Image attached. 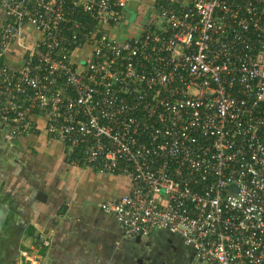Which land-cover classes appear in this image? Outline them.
Returning <instances> with one entry per match:
<instances>
[{
    "label": "built area",
    "instance_id": "built-area-1",
    "mask_svg": "<svg viewBox=\"0 0 264 264\" xmlns=\"http://www.w3.org/2000/svg\"><path fill=\"white\" fill-rule=\"evenodd\" d=\"M129 2L0 0V138L44 135L126 179L98 208L127 241L165 231L200 264H264V0H158L121 39Z\"/></svg>",
    "mask_w": 264,
    "mask_h": 264
},
{
    "label": "rangeland",
    "instance_id": "rangeland-1",
    "mask_svg": "<svg viewBox=\"0 0 264 264\" xmlns=\"http://www.w3.org/2000/svg\"><path fill=\"white\" fill-rule=\"evenodd\" d=\"M25 142L9 151L0 145V168H40L33 198L40 208L33 212L23 209L24 222H33L34 227L21 223L1 239L0 264H200L178 235L164 232L157 238L125 240L118 227L104 221L98 208L99 201L110 195L108 182L80 178L82 191H71L69 180L59 176H67L65 169L82 167L68 161L69 151L63 155L55 143ZM48 148L55 151L50 156L44 154ZM44 168H57L54 181L48 180L51 174L47 177ZM119 180L117 177L111 184L112 195L121 193ZM82 196L91 204L85 205ZM0 200V209L5 211L7 204L2 197ZM0 225L2 234V220ZM169 237L173 239L170 242Z\"/></svg>",
    "mask_w": 264,
    "mask_h": 264
},
{
    "label": "crops",
    "instance_id": "crops-1",
    "mask_svg": "<svg viewBox=\"0 0 264 264\" xmlns=\"http://www.w3.org/2000/svg\"><path fill=\"white\" fill-rule=\"evenodd\" d=\"M157 1L158 0H130L124 12L125 19L118 27L115 28L114 34L121 39L132 38L140 34L143 27H146L147 25L153 23V22L151 23V18H153L154 8ZM161 1H166V0H161ZM180 3L182 2H178V0H174L171 6L177 7V5H179ZM2 21H3V16L0 11V23ZM155 26H158V22L155 23ZM26 31H29V28L25 27L24 32ZM21 56L22 53L15 46L10 45L7 49V52L5 53L4 61L7 63L9 67H11L12 69H16L19 68V66L21 65V61H22ZM25 141L27 143H32V144L39 143L41 144V146L46 143L49 144L55 143L62 151L63 155L65 154V152L68 151L67 148H65L60 142L55 140H50L44 135L37 136L36 134L27 136L17 144H8V146L6 145L4 147H6L9 151L14 149L15 147H20L22 144H24ZM53 152H55L53 148L51 149L48 148L47 150L46 149L44 150V154L46 156H50L51 153ZM81 167L82 168H70L69 170L65 169L67 171V176L65 177H61V175L59 176L63 181L66 179L69 180L68 182H70L71 191L72 190L82 191L78 182V179L80 178H84V180L94 179L97 180L98 182L100 179H102L104 182L109 183V185L106 186V189L110 195L107 196L108 197L107 199H104L103 201H99L100 203L105 202L107 200H112L128 190L129 183L127 180H123L122 179L123 177L121 178L118 175L100 174L90 170L89 168L83 166ZM38 169L40 168H0V197H2L3 199L2 202L7 204V206L4 208L5 211H2L0 213L4 215L1 218V220L2 223L5 225V232L0 234V241L5 237L6 233L7 235L5 238L8 237V235L14 228L19 227L21 223H25L23 219V214L25 213V210L23 209H29L33 212L40 208L37 202L33 200L36 193L35 192L36 188L39 186V179L35 178V176L39 175ZM44 169L47 172V177L48 175L51 174L48 177V180L51 177V179L54 181L57 168H44ZM117 177L120 179L118 183L121 193L119 195H112L111 184L114 183L115 178ZM102 185L105 186L104 184ZM82 197H83L82 201L85 205L91 204L88 201H85L84 196ZM101 214L106 223L112 222L116 227H118V225L115 223L112 217L102 212ZM25 225H27L26 228H31L28 225L33 226V222L28 224L25 223ZM2 227L3 225H0V230L2 229ZM164 232L165 231L153 232L147 238L160 237ZM165 234L166 233H164V235ZM2 241H6V240H2Z\"/></svg>",
    "mask_w": 264,
    "mask_h": 264
},
{
    "label": "trees",
    "instance_id": "trees-1",
    "mask_svg": "<svg viewBox=\"0 0 264 264\" xmlns=\"http://www.w3.org/2000/svg\"><path fill=\"white\" fill-rule=\"evenodd\" d=\"M80 160V155L78 151H73L69 156H68V161L73 162V161H78V165L82 166L83 164L79 161Z\"/></svg>",
    "mask_w": 264,
    "mask_h": 264
},
{
    "label": "flooded vegetation",
    "instance_id": "flooded-vegetation-1",
    "mask_svg": "<svg viewBox=\"0 0 264 264\" xmlns=\"http://www.w3.org/2000/svg\"><path fill=\"white\" fill-rule=\"evenodd\" d=\"M0 140H1V141H0V145H2L3 147L6 146V145L8 146L9 143H6V142L3 141L2 139H0ZM65 154H66V152H65ZM163 235H164V234H163ZM172 240H173V239H171L170 237L167 238V241H169V242L172 241ZM191 253H192V251H191ZM192 254H193V253H192ZM198 263H199V262H198Z\"/></svg>",
    "mask_w": 264,
    "mask_h": 264
},
{
    "label": "water",
    "instance_id": "water-1",
    "mask_svg": "<svg viewBox=\"0 0 264 264\" xmlns=\"http://www.w3.org/2000/svg\"><path fill=\"white\" fill-rule=\"evenodd\" d=\"M2 212V210L0 209V213ZM4 215L3 214H0V221H1V218L3 217ZM140 240V238L138 237V238H136L134 241L135 242H137V241H139Z\"/></svg>",
    "mask_w": 264,
    "mask_h": 264
}]
</instances>
